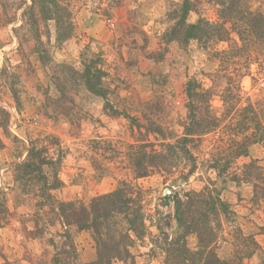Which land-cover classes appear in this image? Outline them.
<instances>
[{
    "label": "rangeland",
    "instance_id": "1",
    "mask_svg": "<svg viewBox=\"0 0 264 264\" xmlns=\"http://www.w3.org/2000/svg\"><path fill=\"white\" fill-rule=\"evenodd\" d=\"M182 1L119 0V7L110 11L108 1L70 0L75 33L59 42L55 23H47L50 34L44 37V48L50 61L43 63L22 21L31 0H0V264L96 262L91 232L61 225L58 204L87 206L94 198L119 189L124 181L131 186L133 199L126 216L140 212L143 226L139 224L138 229L143 235L137 238L130 230L131 221L122 215L108 220L101 229L103 235L122 238L124 257L112 264H164L160 230L170 235L177 231L172 197L185 199L190 192L206 189L219 192L230 208L218 231V256L232 259L245 236H251L260 250L242 264L263 263L264 198H253L254 184H264V141L251 146L247 157L234 155L235 143L242 138L237 129L241 110L253 104L257 111H264V69L256 64L248 68V52L235 31L231 41L214 43L207 50L197 42L184 49L176 42L166 46L163 36L173 25L169 14ZM197 1L189 23L199 18L219 21L216 0ZM246 7L264 13V0H246ZM228 27L233 30L231 24ZM258 46L264 54V40ZM223 50L231 51V61L223 63L215 53ZM93 58L103 61L111 106L127 115L115 116L101 97L84 88L82 80L76 84L72 74L65 94L58 90L53 73L59 65L83 70ZM189 80L212 94L213 113L221 118L224 114L222 129L190 145L197 170L188 179H183L182 171L187 170L183 163L171 175L157 172L135 179L130 160L133 145L147 140L160 150L165 131L172 142L183 137ZM151 126L164 132L149 133ZM252 128L248 134L256 132ZM32 142L46 149L55 163L44 169L47 196L43 182L36 179L25 187L16 170ZM251 162L260 167L256 181L243 177ZM227 163V173L219 176L213 166L223 168ZM53 177L62 185L50 191ZM197 244L196 236L188 238L192 250Z\"/></svg>",
    "mask_w": 264,
    "mask_h": 264
},
{
    "label": "trees",
    "instance_id": "2",
    "mask_svg": "<svg viewBox=\"0 0 264 264\" xmlns=\"http://www.w3.org/2000/svg\"><path fill=\"white\" fill-rule=\"evenodd\" d=\"M103 1L110 3L112 7L110 11H114L120 4L119 0ZM216 1L220 7L218 10L219 21L217 22L199 18L197 22L189 23L190 14L195 11L198 1L183 0L181 4H176L169 14V17L173 20V25L163 36V42L166 46L176 42L183 49L189 43L197 42L203 49L207 50L214 43L231 41V34L235 31L241 37V42L248 52V68L250 69L252 65L256 64L261 70L264 69V60L261 61V56L264 57L263 50L260 47L261 45L258 46V43L264 40V13L247 8L246 0ZM31 2V5L23 13V26L27 27L31 33L35 44V52L41 61L48 63L50 58L44 48V37L48 38L50 33L45 26L49 22L55 23L59 42L71 38L75 33L72 4L70 0H31ZM2 16L0 13V20ZM229 24L232 25V31L228 27ZM230 52L223 50L215 53L224 63V61H231L229 60ZM51 69L54 70L55 68ZM59 74H62V76ZM70 74H72L71 78L76 80V84L79 83V79L82 80L84 88L90 94L101 97L106 106L113 110L115 116L127 115L115 110L109 102L110 90L105 81L107 72L103 67V61L101 63L98 59L93 58L84 63L83 70L77 71L72 67L69 68L68 65H59L53 73V78L58 90L63 95L67 89L66 82ZM64 75H66V78ZM229 79L231 82L232 79ZM261 83L264 84V81H261ZM228 91L230 93V90ZM186 96L187 119L184 125L183 137L172 142L170 139L173 138L168 136L165 131V135L161 136V140L164 142L161 143L160 150L155 148L154 142H148L147 140H143L140 144L133 145L130 148V160L135 179L147 178L157 172H165L171 175L173 169H178L177 166L182 163L187 168V170L182 171L183 179H188L196 172L197 161L190 145L198 142L204 136L222 129L221 123L224 114L221 118L213 113V106L210 102L212 94L209 91H204L197 81L189 80L186 85ZM62 98L66 97L63 96ZM62 98H60V103L63 101ZM62 106H66V104L63 102ZM253 107V104H249L241 110L243 117H241L242 120L237 129L242 138L240 142L233 141L236 142L234 158L247 157L251 146L264 141V118L260 117V113L264 114V111H257ZM252 126H254L256 132L248 134L253 129ZM155 131L159 133L158 135L164 132L163 128L160 127L151 126L149 128V133H155ZM54 164L48 151L44 148H38L32 142L26 159L16 169L20 175L19 180L20 178L24 180L26 187L28 182L39 179L40 182L44 183L42 187L44 191L48 184L44 169ZM213 168L219 176H222L227 173L230 164L227 163L223 168L215 164ZM259 170L260 167L257 166V163L251 162L246 165L245 176L243 177L246 180L253 179L256 181V179H259ZM61 185V181L53 177L51 187L47 190H56ZM130 189L129 183L124 181L119 189L94 198L87 206L77 204V202L58 204L61 225L76 226L81 231L91 232L97 246V260L92 264H112L113 260L124 258L121 252L122 238L116 239L113 236L103 235L101 229L108 220L122 215L131 221L132 228L130 230L135 232L137 238L143 235V232L138 229L139 222L142 220L140 212H136L135 216L131 214V218L126 216V212L132 210L130 205L133 203V199L130 196ZM40 192L42 191L40 190ZM43 195L47 196V193L44 191ZM258 195L264 198V184H254L255 198L253 199H256ZM185 197V199L179 195L172 197L177 231L170 235L162 229L160 230L163 235L166 253L164 264H242L245 259L252 258L260 250L257 241L251 236H245L241 250L232 259L222 260L216 253V242L219 237L218 231L222 226V218L227 217L230 213L229 204L221 198L219 192L215 194L209 189L202 192H190ZM48 199H51V195H48ZM0 220L1 227L2 218ZM140 226H143V224H140ZM190 236L197 237L198 248L196 250H192L188 246ZM127 238L131 241L126 236ZM123 239L125 240V236ZM133 241L130 243H133ZM262 264H264V259Z\"/></svg>",
    "mask_w": 264,
    "mask_h": 264
}]
</instances>
